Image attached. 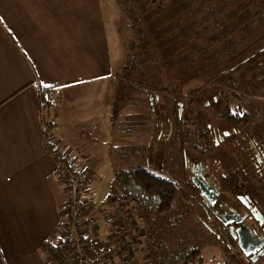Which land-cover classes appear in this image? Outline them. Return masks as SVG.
Segmentation results:
<instances>
[{
  "label": "crops",
  "instance_id": "obj_1",
  "mask_svg": "<svg viewBox=\"0 0 264 264\" xmlns=\"http://www.w3.org/2000/svg\"><path fill=\"white\" fill-rule=\"evenodd\" d=\"M121 71L114 67L102 0H0V264H68L47 245L58 237L67 193L43 124L51 125L53 145L77 167H92L83 197L97 204L91 183L96 164L114 146L115 116L125 113L127 100H136L129 86L138 85L123 83ZM43 86L56 87L45 110ZM122 202L97 207L113 215ZM109 219L100 216L99 236L106 240ZM148 255L137 252L145 264ZM107 264L126 263L113 256Z\"/></svg>",
  "mask_w": 264,
  "mask_h": 264
},
{
  "label": "trees",
  "instance_id": "obj_2",
  "mask_svg": "<svg viewBox=\"0 0 264 264\" xmlns=\"http://www.w3.org/2000/svg\"><path fill=\"white\" fill-rule=\"evenodd\" d=\"M116 2L128 19L130 29L127 62L125 70L119 74L121 81L138 85L160 82L157 85L162 87L171 82L182 86L203 79L193 89L191 101L202 89L204 94L208 89L215 93L205 98L203 105L194 104L190 112L196 116V108L208 109L207 116L234 129L227 131L229 135L217 144L220 131L212 126L204 127L200 122L197 136L189 135L192 153L202 155V161L199 160L202 164L211 161L216 151L225 150L224 163L234 167L240 165L235 173L244 172L241 163L253 167L251 176H242L240 182H256L257 191L264 188V172L260 165L264 164V0ZM55 88L40 87L42 110L53 105ZM212 136H216V143L212 142ZM243 143L246 148L238 149ZM206 154L210 156L206 158ZM208 161L205 167H212L215 175L222 179L224 175ZM115 181L122 193L120 200L132 204L138 218L143 211L165 215L180 194L177 181L144 167H118ZM259 199L264 209V196L259 195ZM149 235L148 230L147 249L150 252ZM178 247L173 256L165 253L161 263L169 264L167 259H171V264H204L202 245L180 241ZM167 249L164 245L165 252ZM228 263L226 259L219 264Z\"/></svg>",
  "mask_w": 264,
  "mask_h": 264
},
{
  "label": "rangeland",
  "instance_id": "obj_3",
  "mask_svg": "<svg viewBox=\"0 0 264 264\" xmlns=\"http://www.w3.org/2000/svg\"><path fill=\"white\" fill-rule=\"evenodd\" d=\"M102 2L106 18L112 26L114 67L120 71L125 70L128 56L127 42L130 37L128 19L122 14L116 0H102ZM202 81L203 79L182 86L172 82L162 87L157 85L160 82H155L156 85L135 83L138 85L136 89L129 86L131 90L129 97L130 95L135 96L133 99L136 100L133 103L130 99L127 100L129 103L125 113L119 112L120 114L115 116L111 132L114 146L111 147L110 154H107L102 162L96 164L98 165L96 167L97 174L91 182L97 200L96 205L108 204L105 206L108 208H110V202L120 200L122 197L121 190L115 181L118 167H144L160 176L177 181L180 194L168 213L160 216L154 211H143L142 217L139 216L145 229L146 247L148 230L150 231L148 243L151 244V248L150 252L146 249L149 252L147 264H162L161 261L165 253L173 256L174 251L179 248L180 241L202 245L205 256L204 264H219L226 259L230 261L228 264H243L245 262L240 257L238 259L240 263L237 262L234 251L228 247L221 248L220 238L222 237L205 226L201 202L191 198L194 197L195 188L190 182H186L189 179L190 161L191 168L192 164H197L198 169H203L204 179L212 180L214 178L215 183L221 180L215 175V170H211L212 167H205L208 160L201 164L199 160L202 155L198 156L192 153L189 135L192 133L196 137L201 123L204 127L217 128L218 132L220 131L219 137L234 129L216 118L207 116L208 109L196 108V116L190 112V108L194 104L203 105L204 99L208 96L212 97L215 93L213 89H208L204 94V89H202L195 94L192 102V91L196 84ZM123 93H127V90ZM216 105H219V102L216 101ZM184 121L186 122L185 127H183ZM135 135L138 136L137 139L133 138H136ZM184 137L186 140L183 139ZM212 139V142L216 143V136H212ZM239 143L237 142V144ZM240 147L246 148L245 143L237 148ZM225 152V150L223 152L216 151L211 160L213 164L211 161L208 163L214 165L219 174L226 175L222 179L236 178L235 171L240 165L234 167L225 164L223 161ZM192 154L196 156V160ZM209 156L210 154H206L205 157ZM90 169L92 171V167ZM192 174V177L196 175L194 171ZM206 220L212 226L215 225L214 217H207ZM164 245L168 247L166 252ZM167 261L171 264V259H167ZM258 264H264V253L259 258Z\"/></svg>",
  "mask_w": 264,
  "mask_h": 264
},
{
  "label": "built area",
  "instance_id": "obj_4",
  "mask_svg": "<svg viewBox=\"0 0 264 264\" xmlns=\"http://www.w3.org/2000/svg\"><path fill=\"white\" fill-rule=\"evenodd\" d=\"M51 128L48 122L44 123L43 133L56 161L57 171L63 176L67 193L58 237L47 240L51 252L68 264H107L113 256L126 264H145L137 256L138 250L148 254L145 229L137 225L131 213L132 205L129 202L115 203V214L112 215V209H98L93 201L84 198L83 188L93 172L90 166L77 167L74 158L53 145ZM105 213L110 217L111 227L107 240L99 236L100 216ZM104 240L105 243L102 242Z\"/></svg>",
  "mask_w": 264,
  "mask_h": 264
},
{
  "label": "flooded vegetation",
  "instance_id": "obj_5",
  "mask_svg": "<svg viewBox=\"0 0 264 264\" xmlns=\"http://www.w3.org/2000/svg\"><path fill=\"white\" fill-rule=\"evenodd\" d=\"M226 135L229 133L226 132L221 137L218 135V144L225 140ZM247 165L249 164L241 163L244 172L235 173L236 178L221 179L215 183L214 178L204 179L203 169H198L197 164H192L191 168L190 161L189 179L186 182H190L195 188L196 194L191 198L201 202L205 226L222 237L221 248L228 247L233 250L235 260L239 263L240 257L245 260L243 264H258L264 253V209L259 204V195L264 196V188L257 191L256 182H240L242 176L252 174V165ZM260 165L264 172V164ZM193 171L196 173L194 177ZM207 217L215 218L214 226L207 222ZM240 232L243 233L245 247L241 246Z\"/></svg>",
  "mask_w": 264,
  "mask_h": 264
},
{
  "label": "water",
  "instance_id": "obj_6",
  "mask_svg": "<svg viewBox=\"0 0 264 264\" xmlns=\"http://www.w3.org/2000/svg\"><path fill=\"white\" fill-rule=\"evenodd\" d=\"M242 234H243V233L240 232V235H241V246H242V247H245V242L242 240V238H243V237H242Z\"/></svg>",
  "mask_w": 264,
  "mask_h": 264
}]
</instances>
